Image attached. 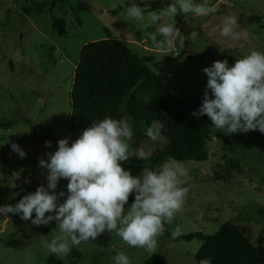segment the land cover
<instances>
[{
	"label": "rangeland",
	"instance_id": "obj_1",
	"mask_svg": "<svg viewBox=\"0 0 264 264\" xmlns=\"http://www.w3.org/2000/svg\"><path fill=\"white\" fill-rule=\"evenodd\" d=\"M43 1L50 0H0V121H13L9 128L0 127V206L15 205L37 187H47V169L39 166L40 159H49L47 153L58 148L59 139L67 137L71 145L70 89L85 42L105 37L124 40L183 104L196 110L201 103L188 97L207 84L205 67L225 59L232 66L253 50L264 52V0H194L217 6L215 14L204 17L171 14L167 8L175 0H57L31 16L21 10L22 3ZM131 3L145 9L143 20H125ZM156 14H162V19L154 23L151 17ZM229 15L238 18L236 30L247 31V40L220 35L222 21ZM51 17L64 22L63 36L53 35ZM157 24H173L180 31L172 49L155 46L153 35L156 42L164 40ZM192 31L199 33L195 40L189 37ZM200 118L210 130L208 158L179 161L188 169L189 178L182 186L189 191L182 210L165 229L170 234L177 228L182 234L196 230L213 234L230 221L255 245L264 246V133L230 134L212 125L207 115ZM123 119L132 126L129 117ZM134 140L133 135L129 142L133 152L142 147L153 151L164 144L163 138L153 142L146 135L137 146ZM45 141H51V146L46 147ZM13 143L26 157L12 150ZM67 183L63 178L58 182L55 191L65 193L58 203L67 197ZM134 199L135 193L126 209ZM56 224L53 220L36 226L17 214L0 213V264H50V256L61 264H115L118 251H124L131 264H142L153 254L127 246L115 232L82 242L67 256L49 254L45 242L61 235ZM200 244L196 238L171 240L164 234L155 253L168 264H198L194 254Z\"/></svg>",
	"mask_w": 264,
	"mask_h": 264
},
{
	"label": "clouds",
	"instance_id": "obj_2",
	"mask_svg": "<svg viewBox=\"0 0 264 264\" xmlns=\"http://www.w3.org/2000/svg\"><path fill=\"white\" fill-rule=\"evenodd\" d=\"M167 11L173 15L204 17L215 14L218 8L194 0H175ZM144 12L143 7L131 3L126 8L125 20L141 21ZM161 19L162 14L151 17L154 23ZM238 26V18L229 15L222 21L220 35L247 40L248 32L237 31ZM156 31L164 38L156 42V36L151 37L158 48L172 49L180 36L173 24H157ZM198 35L192 31L189 37L195 40ZM181 42L184 43L183 38ZM202 71L207 75V84L199 109L191 114L197 118L207 115L212 125L227 129L230 134L255 130L264 133V52L253 50L236 59L232 66L226 59L217 60ZM162 127L154 120L145 135L153 142L158 141L162 138ZM133 135L127 120L106 117L92 122L71 145L67 137L59 139L58 148L47 153L49 159L39 161V166L47 169V187H37L15 205L0 206V213L17 214L36 226L55 220L61 235L44 246L56 256H67L72 247L96 240L105 232H115L131 248L155 253L158 239L166 231L165 224H171L183 208L189 189L182 185L187 183L189 172L182 162L167 160L155 169L144 167L140 175L133 176L121 162L132 156L145 161L153 155L150 148L130 151ZM45 145L50 147L51 141H45ZM11 148L21 158L26 157L18 144L13 143ZM61 178L68 180L67 197L58 203L65 196L63 190L55 191ZM133 193L134 202L126 209ZM181 234L177 228L171 236ZM113 259L115 264H131L124 251H118Z\"/></svg>",
	"mask_w": 264,
	"mask_h": 264
},
{
	"label": "trees",
	"instance_id": "obj_3",
	"mask_svg": "<svg viewBox=\"0 0 264 264\" xmlns=\"http://www.w3.org/2000/svg\"><path fill=\"white\" fill-rule=\"evenodd\" d=\"M57 0L38 3H22L26 15L41 13L48 4ZM254 18L252 21H257ZM53 35L63 36L65 25L61 19L51 17ZM206 85L189 95L192 103H202ZM211 95V90H209ZM70 115L68 129L71 141H75L92 122L106 117H129L133 126L134 145L145 137L144 128L152 121L162 124L164 144L153 150L148 160L132 156L121 162L133 176L142 173L144 167L157 168L167 160L205 161L208 158L207 142L210 130L202 119L191 113L194 107L183 104L148 67L143 56L132 51L119 38L105 37L85 42L79 49L70 89ZM13 121H0V127L9 128ZM34 130V127L31 126ZM45 138L51 139L46 136ZM134 202L130 200V204ZM171 240L201 241L194 254L198 264H264V246L255 245L234 223H223L213 234L200 230L191 231ZM50 264H61L53 256ZM142 264H168L158 253L148 256Z\"/></svg>",
	"mask_w": 264,
	"mask_h": 264
}]
</instances>
